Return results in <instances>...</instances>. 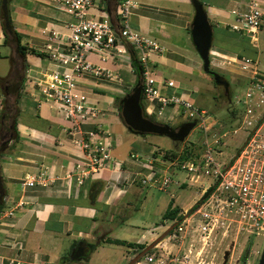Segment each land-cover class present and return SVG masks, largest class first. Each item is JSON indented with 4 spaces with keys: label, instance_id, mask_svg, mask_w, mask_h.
I'll return each instance as SVG.
<instances>
[{
    "label": "crops",
    "instance_id": "0c3cea01",
    "mask_svg": "<svg viewBox=\"0 0 264 264\" xmlns=\"http://www.w3.org/2000/svg\"><path fill=\"white\" fill-rule=\"evenodd\" d=\"M51 1L9 0L13 30L20 36L21 45L34 51H27L24 57L13 39L6 42L0 18V79H6L7 90L9 83L19 84L15 91L21 92L16 134L11 132L0 137V176L4 193L0 210V264H70L74 262L71 255L82 242L89 253L85 260L75 262L148 264L138 248L110 244L107 240L127 241L146 248L156 245V249L165 245L167 238L163 237L168 232L165 223L168 220L163 216L175 200L174 194L171 201L161 202L165 208L159 213L162 221L152 223L145 213L151 200L149 193L157 188L143 185L140 180L153 176L152 157L156 160L155 171L159 172L170 171L176 161L171 165L170 161L158 157L160 144H152L144 153L136 146L137 140L126 134L128 129L115 102L133 86L136 76L125 46L129 54L114 52L104 60L90 54L89 63L94 69L102 70L104 76L88 71L77 79V89L87 95L89 106L99 112L96 118L82 122L80 128L85 133L109 134L114 162L82 187H78L75 180L66 183L59 179L73 170L77 160L84 161V154L70 141L68 130L72 124L43 100L36 87L38 81L45 80L51 73L63 71L53 54L66 52L69 24L74 21ZM122 1L94 0L89 17L97 21L108 18L118 26ZM136 1L130 17L132 30L156 40L164 48L162 53L151 56L158 88L163 94L176 93L193 101L194 93L200 90L196 78L200 77L202 60L190 34L195 16L192 0ZM199 1L213 28L210 55L246 56L257 60L261 67L264 2L259 41L254 44L248 36L231 29L236 23L232 12L247 10L248 0ZM170 80L175 82V89L165 86ZM10 99L5 97L0 84V124L3 101ZM263 128L264 124L260 133ZM131 154H138L141 159L133 161ZM41 170L47 171L50 185L26 187L24 178L37 176ZM203 195L204 191L187 208L176 206L174 201L173 207L181 208L180 215L184 216ZM139 214L141 219L137 220ZM92 245L96 247L93 249ZM66 257L70 261H66Z\"/></svg>",
    "mask_w": 264,
    "mask_h": 264
},
{
    "label": "built area",
    "instance_id": "2783aa9c",
    "mask_svg": "<svg viewBox=\"0 0 264 264\" xmlns=\"http://www.w3.org/2000/svg\"><path fill=\"white\" fill-rule=\"evenodd\" d=\"M51 2L72 16L74 21L69 24L70 36L66 52L53 54V59L63 67V71L51 73L45 80L38 81L36 87L43 100L61 112L65 120L72 124V128L68 130L70 141L84 154V161L77 160L73 170L59 179L66 183L75 180L77 186L82 187L114 162L109 134L85 133L80 128L82 122L96 118L99 112L89 106L87 95L77 89V79L88 71L104 76L102 70L94 69L89 63L90 54H97L104 60L114 52L118 55L129 54L127 50L131 47L142 65L146 114L163 118L167 110L179 112L185 122L196 121L201 134L198 142L202 154L199 157L187 159L180 156L171 160L168 152L157 151L158 157L170 161V164L176 161L174 166L186 174L185 182L174 180L173 174L167 169L162 170L163 172L155 171L156 160L153 157L150 161L153 176L140 180L141 184L153 186L162 192H169L173 185L180 187L187 182L209 180L204 194L210 193L193 214L188 215L187 212L180 223L171 220L165 222L168 229L176 223L170 237L182 239L192 232L199 234L207 244L215 235L232 231L245 235L246 239L264 235V135L260 134L263 126L260 123L264 118V71L259 62L246 56L210 55V66L214 70L235 74L244 81L241 93L233 99L239 111L238 127L232 131L217 130L219 120L210 112L198 107L189 98L176 93L163 94L158 88L151 56L162 53L164 48L156 40L132 30L130 17L137 5L136 0L121 2L118 26H114L108 18L97 21L89 17L94 0ZM263 2L264 0H248L247 10L232 12L236 23L231 29L248 36L254 44L259 41L263 24ZM165 86L169 89L176 88L172 80L166 82ZM229 137L243 140L237 152L225 158L223 148L227 146ZM181 153L184 155V151ZM130 159L139 161L141 156L131 154ZM24 185L49 186L47 171L41 170L37 176H26ZM256 255L260 256L259 253ZM145 259L150 263L153 257L146 255ZM244 264H250V261L247 262L246 259Z\"/></svg>",
    "mask_w": 264,
    "mask_h": 264
},
{
    "label": "rangeland",
    "instance_id": "374dc122",
    "mask_svg": "<svg viewBox=\"0 0 264 264\" xmlns=\"http://www.w3.org/2000/svg\"><path fill=\"white\" fill-rule=\"evenodd\" d=\"M233 49L236 50V46H234ZM263 65L264 57L263 60H261V67ZM199 68L200 77L195 78L200 90L199 92L194 93L193 103L198 107L207 110L219 120L217 130L232 131L236 129L238 127L237 117H232L230 113L232 110L239 113L233 103V99L236 95L241 93L244 81L235 74L232 75L226 71L222 72L220 70H215V72L221 74L230 83L229 92L226 94L225 88L215 85L212 77L202 70V62ZM135 84L136 81L124 96L132 92ZM230 96H233L232 100L229 99ZM152 119L158 124L169 125L173 128L180 126L186 121L179 112L176 113L173 110H167L163 118L154 116ZM126 134L131 136L133 140H137L136 146L141 148L144 153L146 152V148L151 147L152 144H160L161 150L169 152V157L173 159L180 158V156L183 157L184 155H182L181 152L184 151L185 154L186 150L190 152V154L186 155L190 158H196L202 154L201 145L198 142L201 134L197 127L192 130L183 144H177L167 137L154 135L143 137L133 135L128 132V130ZM260 134L264 135V128ZM242 140L243 138L239 137H229L227 146L223 148V157L229 158L235 154L237 148L241 145ZM183 148L185 149L183 150ZM169 172L173 173V175L174 173L175 175L177 173V176L172 175L174 180L185 182L186 174L181 169L173 167ZM208 183H210L208 179H201L196 183L187 182L183 187L173 185L169 192H161L158 189H151L149 193L151 200L148 203L145 217H147L152 223L161 222L162 216L159 213L163 212L165 209L162 207L163 205L161 202L171 201L173 198H175L173 201L176 206L184 208L189 207L197 200L201 192L205 190ZM171 194H174L173 198ZM140 219L141 215L139 214L137 215V220ZM176 223H173L171 228L175 226ZM171 228L167 229L168 232L166 231L167 233L163 237L165 239L167 238L164 246L156 249V245H154V247L151 245L152 247L149 249V254H146L147 252L144 253V258L146 255L153 257V260L150 263L148 262V264H242L243 254L249 247L250 250L247 256V262L250 261V264H259L264 250V235L255 239H246L245 235L237 234L232 231L226 234H217L205 244L199 234L192 232H189L186 237L182 239H173L170 237V232L173 230H171ZM256 253H259L260 256L257 257ZM186 256H188L187 259ZM70 264L86 263L85 261H74L70 262Z\"/></svg>",
    "mask_w": 264,
    "mask_h": 264
},
{
    "label": "water",
    "instance_id": "95a60500",
    "mask_svg": "<svg viewBox=\"0 0 264 264\" xmlns=\"http://www.w3.org/2000/svg\"><path fill=\"white\" fill-rule=\"evenodd\" d=\"M192 4L195 10V16L191 25L190 34L193 44L202 60L203 71L207 74L211 73L212 79L216 85L223 86L227 94L229 92L230 83L221 74L212 72L210 69V50L213 42V28L208 19L207 12L199 0H192ZM2 10L6 21V31L13 37V28L10 24L9 16V0H2ZM139 71L142 73L141 67H139ZM143 91L142 80H140L135 84L132 92L120 100L119 112L128 131L143 137L148 135L167 137L177 144H183L192 130L196 127L197 122H184L175 128L169 125L156 123L145 115ZM3 195L2 183L0 181V201L3 200ZM175 226H173L171 230L174 229ZM151 247L152 246L146 248L143 255L149 251ZM88 253L89 249L86 244L82 242L70 258L72 261H80L86 258ZM135 262H138V260ZM259 264H264V250Z\"/></svg>",
    "mask_w": 264,
    "mask_h": 264
},
{
    "label": "trees",
    "instance_id": "16d2710c",
    "mask_svg": "<svg viewBox=\"0 0 264 264\" xmlns=\"http://www.w3.org/2000/svg\"><path fill=\"white\" fill-rule=\"evenodd\" d=\"M0 18L2 20V26H3V29H4L5 34H6V42H8V40L11 41L13 39L14 43H15V46H16V49L19 51V54L24 57L28 50H27L26 47L21 45V38L18 35V33L15 32V30H13V37H11L6 31V21H5L4 13H3V10H2V1H1V5H0ZM10 24L12 26L11 19H10ZM12 28H13V26H12ZM128 51H129V53L131 55L132 69H133L134 75L136 76V83H137L138 81L142 80V73L139 71V67L142 68V65H141V62H140V60L138 58V55H137L136 51L133 48H131V47H128ZM28 52L34 53L33 50L32 51H28ZM37 55H39V54H37ZM0 57H1V55H0ZM210 69H211L212 72H215V70L211 66H210ZM208 75L211 76V73L208 74ZM0 84L3 85V94L5 95V97L7 99H9V97H11L10 100L3 101L4 103H3V106H2L1 124H0V137H1L3 135H6L7 133H11V132L16 134L17 116H18V111H19L18 110V102H19V99L21 97V92L20 91H15V88H17V85H19V84H16V83H13V86L10 85V83H9L8 84L9 88L7 90V88H6V86H7L6 79H0ZM215 85H216V83H215ZM122 98L123 97H119V98L116 99L115 103H116V106H117L118 109L120 108V100ZM229 99L232 100L233 96H230ZM119 114H120V112H119ZM237 114L238 113L235 110H232V112L230 113V115L232 117H235V116L237 117ZM145 115L148 118H150L151 120H153L152 117H150V116H148L146 114V112H145ZM120 116H121V114H120ZM263 124H264V118L261 121L260 125H263ZM188 154H190V152L188 150H186L183 158H187L186 155H188ZM0 181H1V176H0ZM209 193L210 192H206L202 196V198L196 204H194V206L188 211V215L193 214L197 210V208L200 206L201 202L203 200H205V198H207ZM173 203L174 202L171 201L167 211L165 212V214L163 216V219L164 220H171V221H175V222L177 221V223H180L184 219V216L180 215L182 210L179 207H173ZM1 209H2V201H0V210ZM107 242L110 243V244L127 246V247H130V248H138L141 251H144L146 249V247L144 245L130 243V242H127V241H122V240L108 239ZM95 247H96V245H92L91 248L94 249ZM249 248H247L246 251L243 254L242 264H244L246 262V259H247V256H248V253H249V250H250ZM149 252L150 251H147L146 254H149ZM65 259H66V261H70L69 257H66Z\"/></svg>",
    "mask_w": 264,
    "mask_h": 264
},
{
    "label": "flooded vegetation",
    "instance_id": "af4514ba",
    "mask_svg": "<svg viewBox=\"0 0 264 264\" xmlns=\"http://www.w3.org/2000/svg\"><path fill=\"white\" fill-rule=\"evenodd\" d=\"M223 87V86H222Z\"/></svg>",
    "mask_w": 264,
    "mask_h": 264
}]
</instances>
